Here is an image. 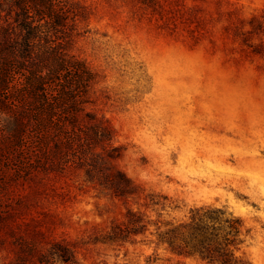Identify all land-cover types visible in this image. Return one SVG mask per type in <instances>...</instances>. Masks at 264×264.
<instances>
[{"label":"rangeland","instance_id":"1","mask_svg":"<svg viewBox=\"0 0 264 264\" xmlns=\"http://www.w3.org/2000/svg\"><path fill=\"white\" fill-rule=\"evenodd\" d=\"M80 1L89 18L75 53L99 74L91 108L111 120L124 147L112 163L141 193L117 196L75 170L11 184L13 204L0 205V264H36L56 241L71 245L79 264L149 256L206 264L156 251L141 236L93 241L129 206L176 221L208 205L243 219L240 253L264 264V0ZM150 193L160 203L151 205Z\"/></svg>","mask_w":264,"mask_h":264},{"label":"trees","instance_id":"2","mask_svg":"<svg viewBox=\"0 0 264 264\" xmlns=\"http://www.w3.org/2000/svg\"><path fill=\"white\" fill-rule=\"evenodd\" d=\"M88 18L80 0H0V205L13 204L11 184L71 170L120 197L141 193V185L112 163L124 147L115 145L111 120L91 108L99 74L75 53L85 35L80 22ZM148 196L151 205L160 203L155 194ZM243 228V219L226 207H196L173 221L129 206L93 242L122 245L141 236L156 251L164 248L177 257L254 264L240 253ZM30 249L27 254L35 250ZM157 258L149 256L147 264ZM60 263L79 264L76 250L61 241L40 251L36 262Z\"/></svg>","mask_w":264,"mask_h":264}]
</instances>
